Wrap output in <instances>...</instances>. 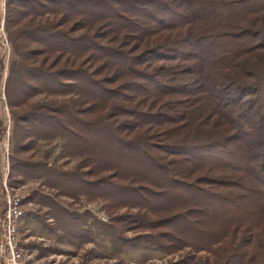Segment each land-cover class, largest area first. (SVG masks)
Here are the masks:
<instances>
[{
    "label": "trees",
    "instance_id": "1",
    "mask_svg": "<svg viewBox=\"0 0 264 264\" xmlns=\"http://www.w3.org/2000/svg\"><path fill=\"white\" fill-rule=\"evenodd\" d=\"M1 22L7 184L46 187L21 220L170 264H264V0H4ZM38 139L73 165L27 154Z\"/></svg>",
    "mask_w": 264,
    "mask_h": 264
},
{
    "label": "rangeland",
    "instance_id": "2",
    "mask_svg": "<svg viewBox=\"0 0 264 264\" xmlns=\"http://www.w3.org/2000/svg\"><path fill=\"white\" fill-rule=\"evenodd\" d=\"M3 1L0 0V12H3ZM0 23V51L5 55V63L12 57ZM7 75V66L2 71V82ZM44 94H37L29 101H41ZM0 119L6 129L0 131V214L3 208L5 195L3 179H7L9 170L8 155L11 153L10 128L12 121L10 113L4 99L3 86L0 87ZM61 142L58 140L38 139L27 154H31L34 159L46 158L63 165L66 168L71 167L74 159L70 157H58L61 150ZM58 157V159H57ZM13 192L21 195L22 200L29 191L46 187L40 185V181L28 177L23 182L15 186H9ZM64 206L71 210L83 211L91 210L98 218L107 221L108 217L103 212L101 203L89 202L84 197L69 199L66 197L58 198ZM23 208L26 211L38 212V206L23 202ZM34 216V215H32ZM21 222V224H20ZM20 237L23 244V256L21 264H170L175 260L176 254H167L162 251L148 249H119L111 243L106 236L96 235L92 242H83L77 238H69L62 231H55L48 228L44 223L36 218L20 219ZM130 233H127L129 235Z\"/></svg>",
    "mask_w": 264,
    "mask_h": 264
},
{
    "label": "built area",
    "instance_id": "3",
    "mask_svg": "<svg viewBox=\"0 0 264 264\" xmlns=\"http://www.w3.org/2000/svg\"><path fill=\"white\" fill-rule=\"evenodd\" d=\"M4 195V207L0 214V264H21L23 248L20 224H15V214L24 210L23 200L12 188L4 189Z\"/></svg>",
    "mask_w": 264,
    "mask_h": 264
},
{
    "label": "bare ground",
    "instance_id": "4",
    "mask_svg": "<svg viewBox=\"0 0 264 264\" xmlns=\"http://www.w3.org/2000/svg\"><path fill=\"white\" fill-rule=\"evenodd\" d=\"M6 189H8V188H6ZM21 200H22V197H21ZM23 211L24 210H20L18 213L15 214V224H19L20 219L23 215Z\"/></svg>",
    "mask_w": 264,
    "mask_h": 264
},
{
    "label": "crops",
    "instance_id": "5",
    "mask_svg": "<svg viewBox=\"0 0 264 264\" xmlns=\"http://www.w3.org/2000/svg\"><path fill=\"white\" fill-rule=\"evenodd\" d=\"M3 185H4V189L8 188V186H7V179L5 180V182H3ZM8 189H10V188H8Z\"/></svg>",
    "mask_w": 264,
    "mask_h": 264
}]
</instances>
